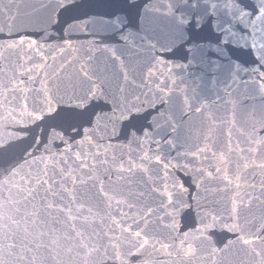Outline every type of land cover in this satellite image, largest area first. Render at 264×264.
I'll return each instance as SVG.
<instances>
[{
  "label": "water",
  "instance_id": "95a60500",
  "mask_svg": "<svg viewBox=\"0 0 264 264\" xmlns=\"http://www.w3.org/2000/svg\"><path fill=\"white\" fill-rule=\"evenodd\" d=\"M230 2L0 0V264H264V0Z\"/></svg>",
  "mask_w": 264,
  "mask_h": 264
},
{
  "label": "snow or ice",
  "instance_id": "6c2138e0",
  "mask_svg": "<svg viewBox=\"0 0 264 264\" xmlns=\"http://www.w3.org/2000/svg\"><path fill=\"white\" fill-rule=\"evenodd\" d=\"M237 5H245L246 6V0H236V3H233V0H232V2H230V3H225L223 5V7L230 9V11L237 12L239 14V18H240L241 22L244 24L245 28H247L248 25H247L246 19H245L246 14L244 12H242L241 9ZM195 7H199V4L195 5ZM213 7H216V6L214 5ZM257 11L260 12L261 14H264V9H261L260 7L257 8ZM259 18H260V15H257V19H259ZM179 22L181 24H183L184 21H183V19H180ZM124 23L125 22H116V26L119 27L120 25H122ZM187 23H188V21H187ZM193 26H195V25H193ZM231 34L233 36L235 35V33H231ZM9 35H11V33H9ZM256 62H257V64H260V63H262L264 61H261L260 56H257L256 57ZM77 105L83 107V105L80 104V103L77 104ZM77 105H75V106H77Z\"/></svg>",
  "mask_w": 264,
  "mask_h": 264
}]
</instances>
